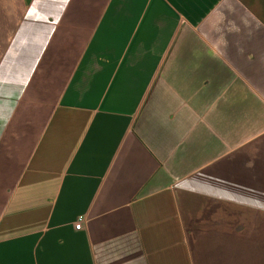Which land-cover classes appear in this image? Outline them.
<instances>
[{
	"label": "crops",
	"instance_id": "1",
	"mask_svg": "<svg viewBox=\"0 0 264 264\" xmlns=\"http://www.w3.org/2000/svg\"><path fill=\"white\" fill-rule=\"evenodd\" d=\"M221 203L264 216V0H0V264H196Z\"/></svg>",
	"mask_w": 264,
	"mask_h": 264
},
{
	"label": "rangeland",
	"instance_id": "2",
	"mask_svg": "<svg viewBox=\"0 0 264 264\" xmlns=\"http://www.w3.org/2000/svg\"><path fill=\"white\" fill-rule=\"evenodd\" d=\"M5 21L13 22L12 13ZM9 25L17 31L16 23ZM221 207L218 215L213 214V222L201 227L192 244L196 264H264V216H241L223 203ZM238 222L244 224L239 232L233 226Z\"/></svg>",
	"mask_w": 264,
	"mask_h": 264
},
{
	"label": "built area",
	"instance_id": "3",
	"mask_svg": "<svg viewBox=\"0 0 264 264\" xmlns=\"http://www.w3.org/2000/svg\"><path fill=\"white\" fill-rule=\"evenodd\" d=\"M81 220V219H80Z\"/></svg>",
	"mask_w": 264,
	"mask_h": 264
}]
</instances>
